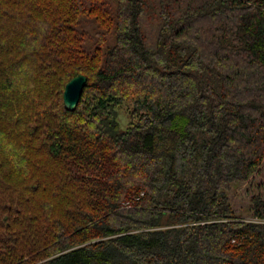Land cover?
Returning <instances> with one entry per match:
<instances>
[{
    "label": "trees",
    "instance_id": "16d2710c",
    "mask_svg": "<svg viewBox=\"0 0 264 264\" xmlns=\"http://www.w3.org/2000/svg\"><path fill=\"white\" fill-rule=\"evenodd\" d=\"M263 162L264 0H0V264H264Z\"/></svg>",
    "mask_w": 264,
    "mask_h": 264
},
{
    "label": "rangeland",
    "instance_id": "374dc122",
    "mask_svg": "<svg viewBox=\"0 0 264 264\" xmlns=\"http://www.w3.org/2000/svg\"><path fill=\"white\" fill-rule=\"evenodd\" d=\"M131 106L128 102L123 103L119 110V122L122 129H126L129 124V108ZM232 204L234 206L235 214L237 216H248V208L251 204L250 199L256 193L264 194V162L260 171L255 174L246 183L240 184L238 187L231 189L229 192Z\"/></svg>",
    "mask_w": 264,
    "mask_h": 264
},
{
    "label": "water",
    "instance_id": "95a60500",
    "mask_svg": "<svg viewBox=\"0 0 264 264\" xmlns=\"http://www.w3.org/2000/svg\"><path fill=\"white\" fill-rule=\"evenodd\" d=\"M86 84L87 77L83 74L73 77L66 83L63 92V100L67 110H74L76 108Z\"/></svg>",
    "mask_w": 264,
    "mask_h": 264
}]
</instances>
